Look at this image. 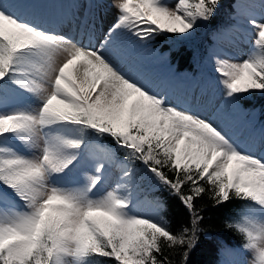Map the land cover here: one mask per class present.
<instances>
[{"label": "snow or ice", "instance_id": "obj_1", "mask_svg": "<svg viewBox=\"0 0 264 264\" xmlns=\"http://www.w3.org/2000/svg\"><path fill=\"white\" fill-rule=\"evenodd\" d=\"M114 21L96 39L46 31L22 20L0 0V87L11 83L35 98L0 112V199L19 200L22 209L0 211V264H91L94 257L114 264H171L165 248H182V264L198 243L202 221L196 200L210 195L216 205L248 201L264 213V156L246 151L210 116L181 108L139 74L122 66L117 51L122 34L151 41L163 32L191 34L210 21L220 0H113ZM257 53L242 61L214 53V69L227 101L239 103L264 92V22L250 18ZM78 126L80 138L56 131ZM110 138L125 161L123 176L135 166L168 189L189 214L176 231L162 219L134 212L131 194L119 187L96 195L105 180L110 152L88 161L86 131ZM92 172L82 187L60 177L82 164ZM231 226V225H229ZM250 264H264V223L236 225Z\"/></svg>", "mask_w": 264, "mask_h": 264}, {"label": "rangeland", "instance_id": "obj_2", "mask_svg": "<svg viewBox=\"0 0 264 264\" xmlns=\"http://www.w3.org/2000/svg\"><path fill=\"white\" fill-rule=\"evenodd\" d=\"M35 1L36 3H38V1L41 3V6L36 9V12L40 15H45L44 13L46 12L47 14L50 13L47 10L52 7L50 4L51 0ZM35 1L28 0L26 3L31 4L34 2V5H36ZM71 1V9L68 12L71 20L69 18L65 19L64 26L58 30H50L49 28L44 30L69 36V33L65 31H69L71 23H74L76 27L80 26V28L84 30L88 28V30H90L89 34H91V38L86 40H91L95 43L94 41L100 37L105 29L114 21L116 10L112 7L113 0ZM6 2L10 5L9 10L15 12L22 20L40 27L39 24L27 20V17L25 15L23 16L21 9V12L19 9L16 11L21 0H6ZM165 2L170 6H174L176 0H165ZM255 2H257V0H235L233 2L234 11L232 15L234 21L228 27L223 28V31H214L211 34L215 43L210 47L207 54L204 53L206 44L203 43V37L206 30H201V33L197 37L199 40L196 41L199 45L197 43H193L192 45V47L198 51L196 55L198 60L194 71H179L175 69L174 65L170 63L166 51L161 49V43L155 38L147 42L137 41L132 36L124 33L118 41L117 51L127 55V59H125L126 63L123 64L126 71L130 70L133 72L138 69L139 63H130L131 61H137L140 62V64H143L145 59L158 60L162 63V80H166L170 85L169 88L162 87V90L160 91L166 92L172 103L178 104L181 108H187L194 112L208 115L211 118L215 116L216 119L213 120L225 127L236 143L246 151H250L257 156H264L262 155L264 151V108H261L260 106L245 107L240 102L237 104L227 101L214 69V53H218L222 57H230L234 61H242L248 55L257 53V46H255L253 42L256 33L253 26L248 23V20L253 18L259 22H264V12H262L261 15H255L251 12L249 13L248 9L255 7L253 5ZM24 5L26 9H28L27 5ZM31 6H29V9ZM81 17H84V19L81 20ZM237 17H239V19H241L251 31L248 39H243L246 42L240 44L243 46H239L234 42L238 41L235 38L237 34L234 32L236 31L235 26L238 22ZM91 21L93 23H91ZM189 35L190 34H184L183 36L188 37ZM240 36L243 37V35ZM226 49H229L231 52H228ZM126 65L128 66L125 67ZM155 75L158 81H160V74L157 73ZM155 75L152 74L149 77L152 78L155 77ZM170 76H173L178 81L179 85H181V93L178 94L177 91L175 92V88L172 87V85L176 80L172 82ZM27 105L35 107V98L30 94L21 92L11 83L0 87V112H11ZM205 107H207L208 112ZM219 118L220 120L218 121ZM56 131L70 137H81L78 126L62 125L59 126ZM83 135L86 137L84 150L86 151L88 161L100 158L104 152L112 153L115 161L106 165V178L98 189L95 190L96 195H103L107 191L119 187L121 194H131L134 212L137 214L151 215L158 219H162L167 223V219L161 212L163 203L160 201H152L145 195V190H151L154 188V179L150 174L145 172L143 166L135 168V174L131 179L125 178L122 171L125 161L123 156H118L116 154L113 142L109 138L97 137L91 130L86 131ZM6 139L7 144L0 141V148L8 145H15L21 151H26L22 142L15 137L9 136ZM32 151L34 150H27L26 154H31ZM91 172V164L85 163L77 169H74L67 176L60 177L59 179L64 186L82 187L87 182V176L90 175ZM10 207L15 210L22 209L23 206L21 202L15 198H13L8 204H5V202L0 199V211L8 210ZM246 219L259 225L264 223V213L260 211L258 206H253L248 210L240 212L235 218V223L239 224ZM220 254L221 256L218 264H250L253 255L249 250L244 249L243 245H225L222 247ZM91 264H102V262L98 257H94Z\"/></svg>", "mask_w": 264, "mask_h": 264}, {"label": "trees", "instance_id": "obj_3", "mask_svg": "<svg viewBox=\"0 0 264 264\" xmlns=\"http://www.w3.org/2000/svg\"><path fill=\"white\" fill-rule=\"evenodd\" d=\"M235 0H220V7L215 16L207 22L198 21L197 27L186 37L183 35L170 34L163 32L155 39L161 43V49L166 51L170 63L179 71H194L197 64V52L193 43L199 40L198 35L201 30H206L203 43L206 44L204 53L207 54L215 41L211 37L214 31H223L234 20L233 2ZM197 38V39H195ZM189 40V41H188ZM240 103L245 107L260 106L264 108V92L254 91L249 96H243ZM110 139V138H109ZM116 154L122 156L116 150ZM142 166L137 164L135 168ZM154 179V178H153ZM145 194L154 200H161L163 207L162 214L167 219V224L173 231L181 225L189 226V214L179 204V201L172 197L168 189L161 186L154 179V188L145 190ZM196 206L200 210L202 221L198 225V243L189 257V264H218L220 252L225 245L242 246L244 237L236 227L235 218L245 210L256 206L248 201L233 199L231 203L216 205L210 195H203L196 200ZM231 225V226H229ZM182 248H165L164 254L168 256L171 264H182ZM102 264H114L110 258L98 257Z\"/></svg>", "mask_w": 264, "mask_h": 264}, {"label": "bare ground", "instance_id": "obj_4", "mask_svg": "<svg viewBox=\"0 0 264 264\" xmlns=\"http://www.w3.org/2000/svg\"><path fill=\"white\" fill-rule=\"evenodd\" d=\"M27 1L26 0H21V3L18 5L16 11H18V9L19 10L21 9L23 16L25 15L27 17V20L32 21L33 23L35 22L36 24H39V26L41 28H43V29H48L49 28L50 30H54V29L58 30V29H60V28H62L64 26L63 24H64L65 19L69 18L68 12L71 9L70 8L71 7L70 3L72 2L71 0H51V2H50V4L52 5V7L50 8L51 11H50V9L47 10L50 13L47 14V12H46V13H44L45 15H40L38 12H36V9L41 6V3L39 1H38V3H36V1L34 0L36 5H34V2H32L31 4H27L26 3ZM43 3H44V1H43ZM24 4L27 5L28 9H26ZM253 5L255 7L250 8L251 10L248 9L249 13L251 12V13H253L255 15H259V14L261 15V13L264 12V0H257V2L253 3ZM29 6H31V8H30L31 10L29 9ZM249 7H251V6H249ZM21 10H20V12H21ZM45 11H46V9H45ZM237 18H238V22H237V24L235 26L236 31H234V32L237 34L235 36V38L238 41H234V42H235V44H237L239 46H243V45H240V44H243V43L246 42L243 39H248L251 31L247 27V25L244 24L241 21V19H239V17H237ZM83 19H84V17H81V20H83ZM240 22L243 23V24H241ZM91 23H93V22L91 21ZM77 27H76V25L74 23H71L69 31H65V32L69 33V36L70 35H73V36L75 35V37L77 39H82L84 42H88L87 41L88 38L89 39L91 38V34H89L90 30H88V28L84 30V29L80 28V26H77ZM89 35H90V37H89ZM240 35H243V37H241ZM94 42H96V40ZM226 50L228 52H231V51H229V49H226ZM125 59H127V55L124 54L123 58H122V61H121L122 66H123V64L126 63ZM133 62L134 63H139L138 64L139 65L138 69L133 71L132 72L133 74H139L142 78H144L145 80L150 82L153 86H155L159 91L162 90V87L163 88H169L170 85L167 83V81L166 80H162V68H161V66H162L161 64L162 63H160L158 60H152V59L147 60V59H145V62L143 64H140V62H137V61H131L130 63H133ZM127 66L128 65H126L125 67H127ZM157 73L160 74V76H159L160 79H161L160 81H158V79H157V77L155 75ZM152 74L155 75V77L150 78L149 76L152 75ZM171 79H172V82H174V80H176L173 76L171 77ZM180 86L181 85H179L177 80L172 85V87L175 88V92L177 91L178 94L181 93ZM178 91H180V92H178ZM205 109L207 111V107H205ZM205 109H201V110H205ZM212 119H216V117L214 116ZM219 120H220V118L218 119V121ZM262 155H264V151H263Z\"/></svg>", "mask_w": 264, "mask_h": 264}]
</instances>
